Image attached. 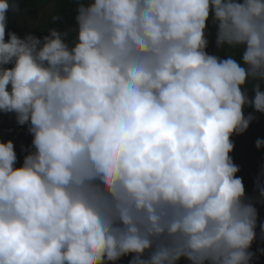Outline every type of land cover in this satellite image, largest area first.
I'll list each match as a JSON object with an SVG mask.
<instances>
[{
  "label": "clouds",
  "instance_id": "obj_1",
  "mask_svg": "<svg viewBox=\"0 0 264 264\" xmlns=\"http://www.w3.org/2000/svg\"><path fill=\"white\" fill-rule=\"evenodd\" d=\"M10 10L0 112L32 140L19 167L0 141V264H251L258 210L230 153L245 107L264 114V0H76L70 41L6 33ZM255 183L264 203V165Z\"/></svg>",
  "mask_w": 264,
  "mask_h": 264
},
{
  "label": "trees",
  "instance_id": "obj_2",
  "mask_svg": "<svg viewBox=\"0 0 264 264\" xmlns=\"http://www.w3.org/2000/svg\"><path fill=\"white\" fill-rule=\"evenodd\" d=\"M12 2V0H10ZM19 5V11L8 13V23L6 26V33L8 31L15 32L20 38H24L27 34H33L38 38L49 34V29L57 28L61 31H68V40L74 38V33L71 29L75 26V8L76 0H15ZM46 7V9H45ZM44 13L39 20H35L36 24L27 23L22 25L20 20L25 15L31 13ZM38 13V14H39ZM53 16H59L60 19L53 20ZM33 21V20H32ZM210 33H214V28H209ZM7 39V35H6ZM209 45L206 49L210 54L215 52L214 35H209ZM224 52H230L237 59H239L238 50L225 49ZM219 54L226 58V53ZM11 67V65H9ZM252 82L247 85L249 94H251ZM245 114L253 113L254 119L250 123L249 128L241 135H233L231 140L234 142V149L230 155L234 163L239 166L240 171L237 173L238 177L243 179L245 186V194L251 197L254 206L258 210V226L255 229L256 239L254 240L251 251L256 253L251 264H264V255L258 249H264V238L261 236L259 224L264 222V203L258 202V192L256 191V177L261 166L264 165V148L257 149L255 142L257 139H264V114L253 112L251 107H245ZM11 139L14 143V148L17 153V167L23 163V157L27 154V149L31 145L32 137L27 131V125L20 126L15 121L14 114H5L0 112V141L6 142ZM22 148L24 150H22ZM131 256L122 257L116 261L115 264H128ZM179 264H188V261L181 259Z\"/></svg>",
  "mask_w": 264,
  "mask_h": 264
},
{
  "label": "rangeland",
  "instance_id": "obj_3",
  "mask_svg": "<svg viewBox=\"0 0 264 264\" xmlns=\"http://www.w3.org/2000/svg\"><path fill=\"white\" fill-rule=\"evenodd\" d=\"M45 9H46V7H45ZM39 12H37L36 14H34V13H31L30 15H25L21 20H20V22H21V24L22 25H25V24H27V23H33V24H36V21L35 20H39L40 19V17L44 14V13H39ZM33 20V21H32ZM31 23V24H32Z\"/></svg>",
  "mask_w": 264,
  "mask_h": 264
}]
</instances>
